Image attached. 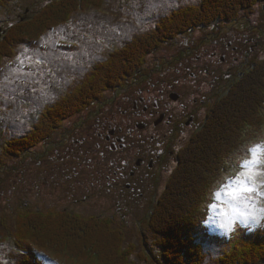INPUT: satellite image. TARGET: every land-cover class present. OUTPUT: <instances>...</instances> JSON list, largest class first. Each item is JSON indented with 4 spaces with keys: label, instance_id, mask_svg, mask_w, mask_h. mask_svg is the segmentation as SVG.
I'll use <instances>...</instances> for the list:
<instances>
[{
    "label": "rangeland",
    "instance_id": "374dc122",
    "mask_svg": "<svg viewBox=\"0 0 264 264\" xmlns=\"http://www.w3.org/2000/svg\"><path fill=\"white\" fill-rule=\"evenodd\" d=\"M70 1H61V6L63 2H68V6H64V12L68 13L72 8L75 9L71 13L73 17L70 22L66 24L50 22L45 28L44 37L34 43L17 46L16 55L6 58L0 66V264H9V259L13 264H19L23 262L22 258L27 257L26 248L19 249L6 235L7 229L14 228L13 225L24 210L23 203L40 206L42 210L47 208V212L51 209L66 211L92 223L98 222L95 217L102 211L99 220L110 224L114 228L113 231L118 234L121 230L127 233L128 242L122 240V248L128 250L126 252L128 263L157 264L154 259L141 255L145 242L149 243L153 253L158 255V250L152 245L151 235L142 236V231L148 233L146 215L150 206H153L155 199L153 195L148 197L147 203L141 204L139 195L118 197L109 192L108 186L102 185L99 188V196H96L97 188H92L94 185L92 178L99 172L101 176H105L107 164L104 161L90 162L93 156L84 153L86 147L83 137L87 135L88 129L95 130L101 125L105 109L110 108L108 103L101 108L94 105L78 116L70 115L67 120H62L58 131H52L51 138L45 145L38 142L35 146H26L17 157L13 155L12 146L34 131L38 132V129L33 130L30 124L39 121L41 125L48 115L44 112L45 108L48 105L54 107L68 92L74 91L78 84L86 81L96 65H101L103 61L106 63L112 51L121 49L123 44L137 37H145L171 12L182 7L198 6L202 0H78V8L69 7ZM57 3L56 0H16L11 4L8 1L0 2V43L6 40V36L1 35L2 29H19L29 22L36 23L37 20L50 14L49 11L55 9ZM29 8L31 11L25 16L24 13ZM239 14L244 16L239 29L253 32L249 37L254 39L247 46L248 60H245L244 68L241 69L245 74L237 76L236 69L230 70L226 63L219 64L220 54L217 58L207 56L203 61V63H212L220 69L210 77L201 76V78L204 80V89L209 87L207 81L210 79L217 86L215 90L223 92L219 101L226 100L228 105V108L224 106V109H227L222 111L223 115H227L226 111L234 106L235 100L230 105L228 100L233 94L237 95L242 85L248 86L249 83L256 82L255 80L263 81L264 78L263 74L254 75L256 72H264V7L258 5L250 12L242 11ZM20 16H23V19H20ZM255 19L259 22H255ZM248 21H251V24H248ZM232 23L224 25L227 31L224 39L233 41V45H236L238 30H228ZM249 25L251 29L248 28ZM193 35L199 37L205 36L206 33L202 30H194ZM184 37L190 39V33H186ZM245 43L243 37V48H246ZM179 46V43H173L159 49L156 54L147 55V63L153 64L155 60L156 65H153V68L159 65L169 66L167 61L171 60L174 53L180 51ZM251 46L253 47L249 49ZM172 65L175 67V63ZM212 68L215 70V67ZM159 75H154V82ZM168 79L164 77L162 81ZM160 86L161 84L158 83L154 89ZM187 89L194 91L191 85ZM244 90L241 95H244ZM144 96L147 102L150 101L153 106L161 110L160 103L156 101L159 96L156 90L152 93L147 92ZM243 97L245 98L246 95ZM199 98L202 99L201 96ZM190 102H193V98H190ZM209 110L210 105L207 110L200 113L201 119L205 118ZM48 121L49 124L52 123L51 127L56 123L51 117ZM237 122L244 123L242 120ZM150 126L151 124L148 127ZM204 131L202 129L195 136L203 135ZM194 133L195 131L191 130L190 137ZM226 137L230 139L229 134H226ZM231 137L233 138L232 133ZM257 145L264 146V142ZM189 148L182 151L185 164L186 160L190 159L191 147ZM259 155L261 154L258 153ZM211 156V152L206 155L209 160ZM251 158L250 150V156L246 161ZM246 161L240 165L238 173L247 170ZM202 162L206 160L202 159L200 162V158L196 159L192 155L187 172H180L182 165L177 168L179 171L177 177L180 173L182 181L185 178L190 179L191 191L194 185L201 183L196 178V165ZM255 171L258 176L264 174V159L259 160ZM219 177L216 176L213 181H217ZM246 182L251 184L250 180ZM237 187L239 186L236 184V177L227 178L220 186V191L217 192L219 196L216 195L218 204L212 206V214L208 222L209 229L214 233H211L212 235L224 236L226 229L222 225L226 221L223 213L233 214V205L244 212L255 211L257 215L264 217V205L260 206V203L264 202L262 183L258 180L256 192L239 193L241 197L246 198L249 205L254 204L255 208L245 207L232 198L231 193ZM162 189L163 187L161 191ZM148 195L149 193L146 196ZM168 206L169 204L162 206L158 223L153 224V228L162 231L168 229V224L173 218V214L169 215ZM234 216L232 223L238 226L236 231L239 236L246 232V227H241V224L247 222L249 227H256L255 221L250 217L246 219L239 212L234 213ZM261 223H264V219ZM226 237L229 239L230 235ZM224 244L225 241L222 239L205 241L204 249L209 263L204 261V264H220ZM129 246H131L130 250ZM82 250L89 252L86 248ZM89 255L91 256L92 253ZM71 261L74 264H81L78 258H73ZM47 264L56 263L47 262ZM84 264H97V262Z\"/></svg>",
    "mask_w": 264,
    "mask_h": 264
},
{
    "label": "trees",
    "instance_id": "16d2710c",
    "mask_svg": "<svg viewBox=\"0 0 264 264\" xmlns=\"http://www.w3.org/2000/svg\"><path fill=\"white\" fill-rule=\"evenodd\" d=\"M6 1L11 4L16 0H0V2ZM56 1L58 2L56 8L50 10V14L37 20L36 23L29 22L19 29L1 30V35H5L6 40L0 43V66L6 58L16 55L17 46L34 43L44 37L45 28L50 25V22L66 24L71 21L73 17L71 13L75 9L72 8L66 13L64 6H68V2H63L61 6L62 0ZM77 2L78 0H71L69 7L78 8ZM258 5L264 7V0H202L198 6L182 7L171 12L157 24L154 31L145 37H137L123 44L121 49L112 51L106 63L103 61L101 65H96L91 71L92 75L86 81L78 84L74 91L68 92L54 107L46 108L44 112L48 114L47 117L41 125L39 122L34 125V129H38V132L16 142L12 146L13 152L24 149L26 146H35L38 142H45L43 144L45 145L51 138L52 131L60 128L62 120L70 115L77 116L94 105L103 107L106 104L103 100L109 93L120 94L121 91L130 87V90H134L136 94L134 95L136 100L140 101L149 88L144 80L143 72L145 67H148L147 55H152L158 47L169 44L178 35L190 29L208 26L214 21L231 22L242 10L252 11ZM30 11V8L27 9L24 15H28ZM20 19H23V16H20ZM168 64L169 66L164 67H168L169 70H172L171 67L175 69L170 62ZM151 67L147 69L153 71L154 75L167 74L162 72V65L156 68ZM262 72H256L254 75L263 74L264 77ZM244 74L245 71L241 70L237 76ZM255 81L248 86L242 85L237 95L231 96L228 100L229 105L234 100L235 102L232 109L226 111L227 115L222 114V111L228 108L226 100H220L218 105L199 123L200 127L207 128L204 134L200 135L201 138L198 136L191 141L190 159L186 160V164L182 163L180 172H187L192 155L196 159L200 158V162L205 159L206 162L196 165V178L201 183L194 185L191 191L190 179L185 178L182 181L180 173L178 177L176 176L179 172L177 171L168 183L166 194L157 205L158 212L156 208L149 211L148 227H146L148 233H143V236L151 235L152 243L160 253L153 254L147 245L146 252L159 264H204L206 261L203 244L208 238L205 237L207 231L204 222L210 216V205L214 200V193L227 178L234 177L240 171V165L249 158L250 150L258 143L264 142V78L263 81ZM138 83L146 84L141 85L144 90L140 89L143 90L140 95L137 89ZM243 90L245 98L241 95ZM114 101L115 99L112 98L108 103L110 108L107 113H104L102 122L105 117L110 116L109 113L114 107L117 111L118 107ZM224 106L227 108L224 109ZM131 107L134 111L133 102ZM143 107V105L140 106V108ZM120 110L125 111V107L121 106ZM50 117L52 121L56 120L52 127V123L49 124L48 121ZM239 120L244 122V126L237 122ZM226 134H229L231 140L226 137ZM209 152L212 153L210 160L206 157ZM190 170H192L191 164ZM216 176L220 177L217 181H213ZM176 203L179 205L177 206ZM166 204H169V215L173 214V218L166 231L157 230L153 228V224L158 223L161 208ZM23 205L25 208L13 225L14 228L9 227L6 231L7 237L14 245L19 249L26 248L24 252L27 257L22 258L23 262L19 264H45L38 258L39 252H44L54 260L70 264H74L71 261L73 258H78L81 264L87 262L130 264L126 256L128 250L122 248V240L128 242L125 231L121 230L118 234L113 231L114 228L110 224L101 220L92 223L90 220L87 221L68 212L56 210L43 212L38 206L35 207L29 203H23ZM200 238L202 242H199ZM231 244L232 249L225 252L224 257L220 259V264H264V236L252 237L246 234L238 237ZM83 248L88 249L89 252L83 251ZM130 248L131 246L129 250ZM89 253L92 255L90 256ZM141 255L146 257L145 253ZM90 258L93 261H90ZM9 264H13L10 259Z\"/></svg>",
    "mask_w": 264,
    "mask_h": 264
},
{
    "label": "flooded vegetation",
    "instance_id": "af4514ba",
    "mask_svg": "<svg viewBox=\"0 0 264 264\" xmlns=\"http://www.w3.org/2000/svg\"><path fill=\"white\" fill-rule=\"evenodd\" d=\"M255 22L259 21L255 19ZM248 24H251V21H248ZM240 27L241 22L228 28L238 30L236 45H233V41L224 39L227 31L225 32L219 24L203 29L208 30L211 33L209 35L196 37L190 33V39L184 37L175 39L168 44H180V51L174 53L170 60V63H175V67L172 65L175 69H167V74L156 77V82L153 81L152 71L147 69L152 68V65L147 63L148 67L143 70L144 80L149 87L147 92L152 93L155 90L158 92L156 101L160 103L161 110L150 101L147 102L145 96L140 101L136 100L134 96L136 94L130 87L120 94L112 93L114 103L118 107L117 111L114 107L109 113L110 116L105 117L97 129H88L87 135L83 137L86 147L84 153L93 156L90 162L104 161L107 164L105 176H101L99 172L93 177L92 188H97L96 196L100 194L99 188L106 185L109 192L118 197L139 195L141 203H147L151 195L153 197L155 195L156 201L164 197L168 183L183 163L182 151L189 148L195 135L204 129L199 123L207 114L201 119L200 113L207 110L209 105L210 113L223 93L215 90L217 86L210 79L207 81L209 87L204 89V80L201 76L210 77L220 69L212 63L203 61L207 56L217 58L220 54L219 64L226 63L230 70L236 69L238 75L244 68L245 60H248L247 46L254 41L249 37L253 32L239 29ZM248 28L251 29V25ZM243 37L246 48L242 46ZM212 67H215V70ZM164 70L165 67L162 72ZM164 77L169 79L162 81ZM158 83L161 86L154 89ZM144 84H137L139 95L144 90L141 87ZM190 85L194 91L187 89ZM141 88L143 90H140ZM190 98H193V102H190ZM131 102L134 104V111ZM141 105L144 107L140 108ZM121 106L125 107V111L120 110ZM108 109H105V113ZM191 130L195 133L190 137Z\"/></svg>",
    "mask_w": 264,
    "mask_h": 264
},
{
    "label": "snow or ice",
    "instance_id": "6c2138e0",
    "mask_svg": "<svg viewBox=\"0 0 264 264\" xmlns=\"http://www.w3.org/2000/svg\"><path fill=\"white\" fill-rule=\"evenodd\" d=\"M252 152V158L245 162L246 171L241 172L236 177V184L239 186L236 189H234L231 193L232 198L237 201L239 204H243L245 207H253L255 208V205H249L247 203L246 198L241 197L239 193H252L257 191V182L258 180L262 183V186H264V174L257 175V172L255 171V166L258 164L260 159H264V146L256 145L251 149ZM258 153L261 155L258 156ZM251 181V184H248L246 181ZM219 196V193H217V197ZM239 212L241 216L248 217L253 216L256 217L257 213L255 211L253 212H244L241 208L236 207L235 205L232 206V213L230 214L228 212L223 213L225 217V224H231L232 220L235 218L234 213Z\"/></svg>",
    "mask_w": 264,
    "mask_h": 264
},
{
    "label": "clouds",
    "instance_id": "9594fccd",
    "mask_svg": "<svg viewBox=\"0 0 264 264\" xmlns=\"http://www.w3.org/2000/svg\"><path fill=\"white\" fill-rule=\"evenodd\" d=\"M248 217H250L251 219H253L255 221L256 226H261V220L264 219V217H261L260 215H257L256 217H253V216H248ZM248 217H246V219ZM240 226L241 227H249L247 222L241 224ZM222 227L224 229H226V231L223 233V235H225V236H229L231 234V232L236 230V225H234L233 223H231L230 225L224 224V225H222Z\"/></svg>",
    "mask_w": 264,
    "mask_h": 264
}]
</instances>
